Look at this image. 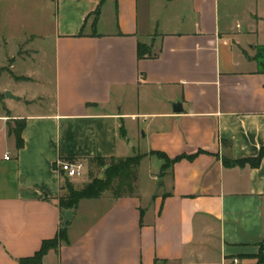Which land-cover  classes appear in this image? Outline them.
I'll return each instance as SVG.
<instances>
[{"label":"crops","instance_id":"obj_1","mask_svg":"<svg viewBox=\"0 0 264 264\" xmlns=\"http://www.w3.org/2000/svg\"><path fill=\"white\" fill-rule=\"evenodd\" d=\"M182 2L159 30L148 1L41 0L51 30L30 34L52 41L51 85L30 66L0 94V264H19L58 234L68 211L59 160L87 166L137 151L157 159L149 187L88 199L96 210L81 200L68 241L42 264L257 262L264 157L250 160L264 148V0ZM140 44L153 57H139ZM17 119L25 121L19 149L9 133ZM152 151L180 159L161 175Z\"/></svg>","mask_w":264,"mask_h":264},{"label":"rangeland","instance_id":"obj_2","mask_svg":"<svg viewBox=\"0 0 264 264\" xmlns=\"http://www.w3.org/2000/svg\"><path fill=\"white\" fill-rule=\"evenodd\" d=\"M146 1L150 2L151 6L150 26L153 28L159 26V30H162V19L182 11L181 5L183 0H166L165 2H162V0H141L142 5ZM40 2L41 0H0V94L3 93L2 89L7 81L26 72L30 66L33 68V71L36 72L38 70V73L48 87L51 85L54 76L52 41L48 39H36L32 42L30 34V30H35L38 27L40 30H45L46 32L51 30V27L46 25L44 19L41 20L45 10L42 11ZM36 49H40V54L34 60L37 52ZM34 61L36 65L33 64ZM12 64L16 66L15 69L11 67ZM43 89L27 86L26 90L34 93L36 90L42 91ZM2 99L4 97L0 96V100ZM41 100L46 99L42 98ZM3 111V105L0 103V114ZM131 142L133 141L131 140ZM136 154H139V152L137 151ZM154 161H157V159L151 163L148 160H143L138 168L137 188L141 194L150 185L149 178L151 172L158 169H156ZM168 171L169 169H166L165 173ZM103 175L101 167L88 163L83 176L79 178L64 176L62 195L68 194L71 189L79 190L91 183L92 179L97 177L102 178ZM102 198H109L111 200L113 195L111 192H107ZM81 203L85 207L90 206L93 210H96V207L100 208L97 200L86 199L82 200ZM261 245L264 246V243Z\"/></svg>","mask_w":264,"mask_h":264},{"label":"trees","instance_id":"obj_3","mask_svg":"<svg viewBox=\"0 0 264 264\" xmlns=\"http://www.w3.org/2000/svg\"><path fill=\"white\" fill-rule=\"evenodd\" d=\"M100 4L106 0H99ZM99 13V10L96 14ZM139 57H153V54L147 50L146 47L140 44L138 50ZM260 67L264 69V48L260 51L258 57ZM25 127V121L17 119L14 121V125L9 124V133L16 138L17 148H21L24 145L22 138V130ZM162 160L161 175L165 173L166 169L171 168L180 157L174 159L169 158L165 153L161 151H152ZM144 155L138 154L130 157H108L100 158L95 157L89 161L90 165H97L103 169L102 178H94L91 183L85 185L79 190H70L66 195H60L59 204L61 209L65 212L67 210H76L79 203L83 199H98L105 193L111 192L114 199L126 195H135L137 192V173ZM264 157V148L261 149L259 155L251 159L253 166H258ZM74 160V159H67ZM64 186L62 185V190ZM62 223L58 234L52 238L45 240L42 243L39 251L35 255L19 260V264H42L44 255L52 248H57L60 241H68V227ZM257 262L255 264H264V246L261 245L259 253L255 256Z\"/></svg>","mask_w":264,"mask_h":264},{"label":"built area","instance_id":"obj_4","mask_svg":"<svg viewBox=\"0 0 264 264\" xmlns=\"http://www.w3.org/2000/svg\"><path fill=\"white\" fill-rule=\"evenodd\" d=\"M5 157L10 158L9 154ZM57 165L63 175L68 178H79L83 176L86 169V164L81 160H59ZM233 264H239V259L234 258Z\"/></svg>","mask_w":264,"mask_h":264},{"label":"water","instance_id":"obj_5","mask_svg":"<svg viewBox=\"0 0 264 264\" xmlns=\"http://www.w3.org/2000/svg\"><path fill=\"white\" fill-rule=\"evenodd\" d=\"M5 96L7 98H10V99H17V98H19V97L15 96L11 91H6L5 92ZM174 106H176V105H174ZM72 215H73V210H68L66 212L65 219H64V222H63L64 225H67V223L71 221Z\"/></svg>","mask_w":264,"mask_h":264}]
</instances>
